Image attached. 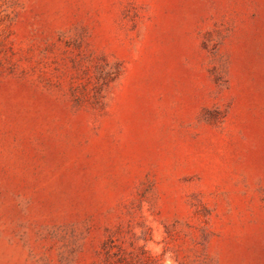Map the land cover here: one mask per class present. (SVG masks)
<instances>
[{
  "label": "rangeland",
  "instance_id": "rangeland-1",
  "mask_svg": "<svg viewBox=\"0 0 264 264\" xmlns=\"http://www.w3.org/2000/svg\"><path fill=\"white\" fill-rule=\"evenodd\" d=\"M0 264H264V0H0Z\"/></svg>",
  "mask_w": 264,
  "mask_h": 264
}]
</instances>
